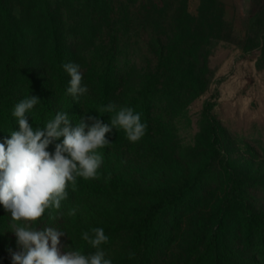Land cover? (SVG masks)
<instances>
[{
  "label": "rangeland",
  "instance_id": "1",
  "mask_svg": "<svg viewBox=\"0 0 264 264\" xmlns=\"http://www.w3.org/2000/svg\"><path fill=\"white\" fill-rule=\"evenodd\" d=\"M87 1L0 0V35L7 25L17 33L16 48L0 38V143L19 130L12 112L30 95L41 100L26 113L34 130L57 112L73 127L81 116L109 124L115 113L97 112L109 103L131 107L147 128L137 142L123 129L107 133L98 178L78 177L34 227L66 232L61 251L83 254L95 249L82 232L101 227L112 264H264V0H221L230 24L207 54L177 43L181 25L143 27L140 6L161 0H114V13L95 23ZM200 3L187 0L188 11L197 15ZM67 62L88 88L79 101L66 91ZM167 194L177 202L138 237ZM10 223L0 205V264L19 250Z\"/></svg>",
  "mask_w": 264,
  "mask_h": 264
},
{
  "label": "clouds",
  "instance_id": "2",
  "mask_svg": "<svg viewBox=\"0 0 264 264\" xmlns=\"http://www.w3.org/2000/svg\"><path fill=\"white\" fill-rule=\"evenodd\" d=\"M63 69L70 76L67 94L79 101L88 92L87 86H82L80 66L67 62ZM40 101L30 95L14 106L12 115L19 130L11 131L10 138L0 143V205L10 213L9 228L17 238L19 249L14 252L9 249L12 264H112L101 248L109 239L103 228L82 232V240L95 249L83 254L78 250L61 251L60 237L66 232L34 225L43 219L46 210L61 208L69 185L74 191L78 177L98 178L103 163L99 150L110 144L107 133L114 128L123 129L130 142H137L145 135L147 125L131 107H120L117 111V106L109 103L97 110L115 113L109 124L102 123L98 117L81 116L73 127L67 112H57L53 119L34 130L26 113ZM61 137L62 142L55 144L54 152L48 151L49 145ZM74 214L75 210L69 212Z\"/></svg>",
  "mask_w": 264,
  "mask_h": 264
},
{
  "label": "trees",
  "instance_id": "3",
  "mask_svg": "<svg viewBox=\"0 0 264 264\" xmlns=\"http://www.w3.org/2000/svg\"><path fill=\"white\" fill-rule=\"evenodd\" d=\"M110 1V5L109 2ZM162 3L158 4L155 1L147 4L143 2L141 7V18L143 27H153L159 29L163 25L170 24L172 28L177 30L178 27H173L174 24L181 25L178 31L175 33L177 37V43L180 40L185 39L187 51L191 54L193 52L202 51V54L211 46L214 40L222 39L224 31L228 28L230 20L227 14V4L221 0H201L199 12L197 15H193L188 11L187 0H161ZM114 0H88L85 4V11L90 12V21L95 23L97 18L101 20L109 18L111 12L114 13L115 6ZM174 2H179V5L172 9ZM83 22V21H82ZM84 23V22H83ZM82 23V24H83ZM7 25V21L6 24ZM96 28H99L97 26ZM2 41L10 45L12 48H16L17 33L9 28L7 25L5 33L0 35ZM56 48L59 49L58 43H53ZM15 59L11 56L8 58ZM190 62L191 59L188 58ZM109 66V65H108ZM107 70V69H106ZM105 71V70H104ZM189 79H194L190 76ZM45 108L52 110L50 103L44 106ZM11 108L7 109L10 112ZM62 137L60 142H62ZM179 196L176 194H167L158 203L153 206L152 215H149L148 219L140 221L137 225V236H145L149 227H153L155 224V215L161 212L165 208L167 202H177ZM156 234L157 231H154Z\"/></svg>",
  "mask_w": 264,
  "mask_h": 264
}]
</instances>
